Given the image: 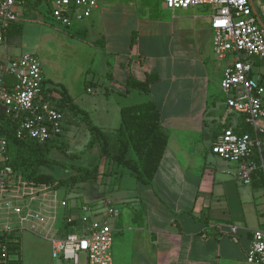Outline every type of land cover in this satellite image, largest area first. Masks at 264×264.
I'll return each mask as SVG.
<instances>
[{
    "label": "crops",
    "instance_id": "crops-1",
    "mask_svg": "<svg viewBox=\"0 0 264 264\" xmlns=\"http://www.w3.org/2000/svg\"><path fill=\"white\" fill-rule=\"evenodd\" d=\"M28 1L18 0L19 17L0 43V61L8 54L24 53L21 20L41 18L27 9ZM249 3L264 27V0ZM140 7L134 0H98L96 8L77 19H94L83 25L92 38L73 44L79 64L65 76L43 73L44 80L61 83L62 79L73 101L89 113L95 125L110 133L119 126L121 106L128 105L121 104L120 98L140 93L125 86L128 76L144 80L146 74L156 75L144 100H152L159 109L167 143L151 182H136L130 193L113 197L132 211L123 218L122 208L121 216L110 219L113 231L119 233L112 264H257L247 260V252L251 231L264 229L262 178L255 175L250 185L242 184L236 164L210 151L224 127L239 131L245 123L225 105L226 94L219 86L225 62L213 54L210 16L198 7L165 6L162 16L150 18ZM17 27H21L19 33L14 32ZM64 35L46 27L36 37L47 42ZM98 42L110 61L97 75L85 73L96 57ZM250 62L251 75L262 84L264 53ZM84 81L92 85L84 87ZM68 127L65 123L64 136ZM39 190L38 194L49 191ZM61 200L70 206L56 214L53 228L58 231L65 215H77L82 203L53 193L47 198V208ZM96 201L88 204L103 206ZM230 225L236 227L235 232H230Z\"/></svg>",
    "mask_w": 264,
    "mask_h": 264
},
{
    "label": "built area",
    "instance_id": "built-area-1",
    "mask_svg": "<svg viewBox=\"0 0 264 264\" xmlns=\"http://www.w3.org/2000/svg\"><path fill=\"white\" fill-rule=\"evenodd\" d=\"M169 9H184L205 5L210 9L209 28L215 58L225 65L219 83L226 94L225 105L229 113L241 115L254 134L238 133L232 126L223 128L210 146V151L221 159L236 164V176L244 185H250L255 173L262 177L264 193V86L258 77L251 75V57L264 53V27L252 12L249 0H160ZM18 0H0V43L11 23L19 13ZM98 0H53L50 9L52 19L67 26L73 19L86 17L96 8ZM43 70L39 58L30 52L5 57L0 61V110L17 120L16 136L44 142L60 134L63 114L53 107L44 93ZM257 154L258 161L251 158ZM7 141L0 134V234L17 235L22 230L51 232V255L74 264H112L110 248L113 240L111 218H116L119 208L106 200L102 207L94 208L81 203L77 215L66 214L67 222L76 220L72 230L59 233L53 228L56 214L69 208L66 200L49 207L48 213L29 204H21L24 198L32 200L39 189L15 178L6 163ZM49 189V188H48ZM219 227V225H215ZM231 233L234 225L229 226ZM57 232V233H56ZM56 234V236L54 235ZM7 246L0 242V255L6 258ZM247 260L264 264V229L251 231Z\"/></svg>",
    "mask_w": 264,
    "mask_h": 264
},
{
    "label": "trees",
    "instance_id": "trees-1",
    "mask_svg": "<svg viewBox=\"0 0 264 264\" xmlns=\"http://www.w3.org/2000/svg\"><path fill=\"white\" fill-rule=\"evenodd\" d=\"M20 31L21 27H17L14 32ZM8 32L11 33L9 27L6 33ZM155 78L156 75L146 74L144 80H138L130 74L125 86L147 94L150 92L149 84ZM42 83L44 93L54 94L49 97L51 105L63 114V128L60 134L44 142L20 139L16 136L17 120L0 110V134L7 141L5 164L11 167L15 178L32 186L65 188L74 192L79 191L78 184L94 182L99 176L121 177L127 173L138 183L151 182L167 143L166 134L160 124L159 109L152 100L121 106L119 126L110 133L93 123L89 113L73 101L61 83L44 79ZM262 84L264 85V82ZM87 85L92 83L87 82ZM73 121L82 124L88 132L82 152H96L97 160L91 165L80 163L79 154L67 151L68 145L63 132L65 123ZM243 124L240 130L236 131L253 135L252 128L246 123ZM261 139L264 154V135H261ZM251 158L258 161L256 151ZM2 164L0 162V168ZM255 175L261 177L259 171ZM76 224V220H63L59 233L71 231ZM0 242L7 246L6 258L2 259L0 255V264H21L19 236L3 233L0 234Z\"/></svg>",
    "mask_w": 264,
    "mask_h": 264
},
{
    "label": "rangeland",
    "instance_id": "rangeland-1",
    "mask_svg": "<svg viewBox=\"0 0 264 264\" xmlns=\"http://www.w3.org/2000/svg\"><path fill=\"white\" fill-rule=\"evenodd\" d=\"M134 1L139 5V7H142H140L141 10L146 12L147 15H150V18H156V16L160 17L164 14L163 9L165 4L160 0ZM52 4L53 0H35L34 2H30L29 0L27 2V9L32 11V13L36 11L41 18H38L37 20H27V18L22 19L21 21L24 24V32L20 39L24 45V48L21 49L22 52L34 53L40 60L43 73L44 70H46V72L52 73L54 78H57L60 75L65 76L67 72L69 73L73 71L75 66L79 64V62L76 60H80L81 58L79 54H75L76 51L73 48V44L79 43V40L87 41L92 38V36L87 33V30L83 29V25L86 26L88 22L93 21L94 19L92 17L79 21L77 19H73L71 23L65 27L52 19L50 15ZM31 6H33V8H30ZM195 7L205 9L207 10L206 13L209 14L208 6L197 5ZM128 21L129 23L131 22L130 20ZM46 27H50L51 29L55 30L57 29L65 35L63 38L58 40H48L47 42H44V39L39 40L38 37H36V34L44 31V28ZM101 42L97 43L98 51L96 57L86 68L85 73L97 75L101 72V70L106 69L105 64L109 63L110 59L104 53V50L101 49ZM19 54H8V56L15 57ZM60 80V82L63 84V80ZM86 83L87 81H84V87L86 86ZM134 93L135 94L127 99L123 100V98H120V103L132 104L140 100H144L145 97L147 98L148 96L147 94L141 92L138 93L134 91ZM136 95H139V98L138 96L136 97ZM67 124L71 125V127H68V134L66 133L64 136L68 145L67 151L69 153L79 154L81 156L79 162L82 164L91 165L96 162L97 157L94 150H91L87 153L82 152L85 149V143L87 141V132L85 127L77 121ZM135 184V179L127 173L121 177L116 175H109L108 178L107 176H99L94 182L90 181L85 184H78V192L66 190L65 188L49 189L47 194H35L32 200L25 198L21 204H29L34 208H39L48 213L49 210L47 209V198H50L53 193L57 198L66 196L67 198L75 199L87 204L97 200L98 202L100 201V205H103L105 200L110 199L112 203L119 208L120 216L122 215L123 208V218H125L129 216L130 211H132L131 206L125 205L118 200H115L113 197L117 196L118 194L130 193ZM142 187L143 186H140L139 188ZM110 222L112 224L113 221ZM51 232L53 233L54 231H49V233H47V229L33 231L29 230V228L19 232L21 243L20 257L23 264H74L72 260L64 261L59 258L52 257L51 241L49 240ZM54 235L56 236V234ZM118 239L119 233L114 230L112 245L110 248L112 260L117 256L115 248Z\"/></svg>",
    "mask_w": 264,
    "mask_h": 264
}]
</instances>
